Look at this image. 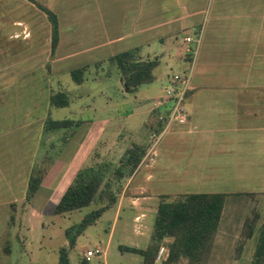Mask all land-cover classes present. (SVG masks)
<instances>
[{
  "label": "crops",
  "instance_id": "1",
  "mask_svg": "<svg viewBox=\"0 0 264 264\" xmlns=\"http://www.w3.org/2000/svg\"><path fill=\"white\" fill-rule=\"evenodd\" d=\"M48 13L52 14L57 22L54 50L52 23ZM6 31L11 32L12 36L7 38L0 34V56L11 59L10 63L17 65L33 64L37 60L36 68H23V71H26L24 76H21L23 79L26 77L33 80L37 75L44 80L58 78L64 72L70 75L73 70L88 67L84 74L85 81V75L90 70L106 64L112 66L109 60L121 53L133 52L137 61L154 59L158 63L153 72L154 82L139 87L135 93H130L132 100L124 107L126 115L122 119H125L124 124L128 128L138 130L139 126H131L132 122L140 117L145 118V122L150 121V118L161 110L159 122L149 126L151 134L160 129L159 123L161 125L169 113L168 105H164L162 109L161 106H156V103L158 100L162 101L161 92L165 91L171 77L165 69L156 73L157 68L165 65L170 71H190V90L184 100L187 123L171 126L168 131L177 135V138L172 136L170 139L172 144L182 143V137L184 142L188 141L189 146L185 143L186 147L180 146V150L188 155L185 169H193L195 175L206 176L210 155L230 154L236 164L241 161L242 164H250L253 161V155L240 154L242 150L251 152L255 147L251 148V145L259 139L252 135L256 132L264 133V123L251 124L252 120L256 121L258 115L263 113L258 112L256 104L264 105V0H0V32ZM199 34L196 54L188 62L185 54L189 53L191 44L195 46L194 41ZM187 38H190L191 42H186ZM10 76L13 77L12 72ZM119 83L124 92L129 94L121 77ZM11 89L10 85H0V121L18 123L21 119L18 116L17 120H14L12 113H7L14 108L11 105L6 106L8 98L11 99L10 93L13 104H17L20 96L31 97L40 94L42 100H49L51 106L50 98L53 94L49 96L46 88L40 89L39 92L36 86L35 90L32 87L30 90L26 88L24 93L22 88H17V91L15 87L12 91ZM59 92L68 97V105L62 108H69L70 104L77 101V97H71L67 90L61 89ZM111 105L112 102L108 103V106ZM77 111H81V107L75 109L73 118L81 115L75 114ZM45 113L43 109L40 110L42 120H45ZM3 114L9 116L3 118ZM58 122H63V126L58 130L52 129L50 124L54 122L50 121L49 113L42 131L45 134L51 131L54 135L58 131L61 136L64 135L62 141L66 148L63 154L50 157L49 152H43L39 158L40 163L35 164L30 171L26 190V178L16 182V169L12 170L9 183H5L7 190L4 192L12 193L18 189L23 196L20 200L9 199L7 202H0V264H58L61 248L68 250L69 264H110L109 259L112 256H115L119 264L125 260L130 264H142L140 256L121 248L145 250L150 244L152 234L148 233L147 224L150 219L155 218L160 198L173 194H188L183 193L182 188L180 191L171 190L169 193L158 187L152 190L148 188L154 174L152 171L160 164L155 162L156 150L155 157L148 161L149 157L145 159L148 148L136 149L133 143H140L141 140H130L129 144L120 143L121 135L116 136V133L112 132L111 142L119 143L115 144L116 148L117 145H128L124 157L117 163L113 161L112 165L105 157L111 155L113 148L108 151L106 148H97L95 151L93 149V154L88 152L82 158L75 152L78 148L74 147L80 146L76 141L75 131H71L82 126L80 118ZM65 132L67 134H64ZM38 133L40 132L37 131ZM215 134H222V137H216ZM147 135L149 139L150 132ZM259 137L258 144L264 146V135ZM129 146L132 149L129 150ZM69 147H73L72 153H67L71 149ZM129 151H135V157L142 158L131 177L135 172L142 171L145 178L143 184L139 185H132V182H129L131 177L126 179L124 186L121 184V195L116 203L103 212L93 225L88 226H99L102 222L107 224L104 245L99 241L102 246L96 245L92 249H79L76 243L69 247L66 228L61 218L72 212L56 215L54 211L58 204L50 213L52 225L47 226L50 230L45 229L47 216L33 206L32 201L41 192L42 187L51 188L59 171L66 170L70 171L71 175L74 174L68 189L84 169H98L106 165H109V169L113 166L123 167L129 157ZM224 165L223 161H216L211 166L214 167V173L209 175H216V170H222ZM40 167L46 168V172L37 192L29 197V179L33 171ZM6 171L9 173V168H3L0 162L1 181L5 180ZM241 173L244 171H239L238 168L233 173L230 172L232 175ZM152 198L158 200L156 207L150 203ZM107 202H94L90 206L97 209L107 205ZM123 209H128V217L125 219L121 217ZM120 220L123 222L119 230L120 240L116 247L112 248ZM228 224L230 226L233 222ZM231 233L230 230L224 231V235L217 239L218 243L231 240ZM253 238L255 236L250 240ZM31 247L34 248V253L28 252ZM161 247H165V243ZM88 251L93 255L86 257ZM96 251L100 253L96 254Z\"/></svg>",
  "mask_w": 264,
  "mask_h": 264
},
{
  "label": "rangeland",
  "instance_id": "2",
  "mask_svg": "<svg viewBox=\"0 0 264 264\" xmlns=\"http://www.w3.org/2000/svg\"><path fill=\"white\" fill-rule=\"evenodd\" d=\"M5 35L7 38L12 36L11 32L1 33ZM195 50L194 44H191L188 48L189 53L185 54L187 58L186 61L190 62L193 57V53ZM2 51V50H0ZM11 59L0 56V85L9 86L17 91V88H22V92H25L26 88H37L39 92L40 89L46 88L49 91V96L54 95L59 90H67L70 92L71 97H77V101L75 103L70 104L69 108H54L49 105V100H42V96L40 94L33 95L31 97L20 96L17 100V104L12 103V94L9 96L6 102V106L11 105V111L7 113L14 120H17V117L21 118L18 123L8 122V121H0V162L1 165L9 168V173L5 172V180L1 181L0 177V202L9 201V199L20 200L22 198L21 191L18 189L13 191L12 193L4 192L7 190V186L5 183H9V179L13 174L12 170L16 169V182L24 177L26 178L25 190L27 187V180L30 174L31 169L35 164L39 161L40 156L44 152H49L48 156L57 157L60 153L63 154L64 148H66L65 143L63 145L61 132L57 131V134H53L50 132L43 133V124L46 122L47 115L50 113V121L58 122L63 120L78 119L83 122L81 127L73 128L71 132L75 131L76 141L80 147L77 145L74 148H78L75 152L79 155V157H84L88 152H92L99 148V150L106 151L109 149L113 151L111 155H107L105 158H108V163L113 165V161L117 163L120 158H123L124 155L128 151V145L122 144L115 146L116 142H111L112 138L110 134L112 132L116 133V136L121 135L120 143L129 144L130 140L140 141L139 143H133L136 146V149L145 147L148 148V152L150 149H153V152H149V159L151 161L153 157H156L155 162H158L159 166L155 168L154 174L152 175V180L150 185H148L149 189H154L155 187L161 188L166 192H170L171 190L180 191L182 188L183 193H207V194H227V195H237V198H229L228 201L225 202L222 217L220 221L221 227H219V231L216 234L215 248L212 249L211 256L206 264H251L252 255L254 253L255 248V239L247 240L246 244L244 243V248L242 251V255L240 259H237V246L245 242V238L243 237V230L245 229L243 223L246 219L253 218V214L257 212L259 216L261 226V221L264 218V153L262 151L264 146L258 144L261 135H264L262 132H256L252 136H256L255 139H259L257 143L251 145L252 151H244L242 150L241 156H246L247 153L251 156L253 155V161L250 164H236L235 159H232L230 154L223 155H210L209 158V167L207 169L206 176L195 175L193 169L190 171L185 169L188 163V155L187 153L180 150V146L186 147L188 141L183 140L180 144H172L171 138L172 136L177 138V135L173 132H168L167 130V121L168 115L166 119H163L161 122L160 129L156 132H152L149 126L151 123L159 122V111L156 112V115L150 118V121L145 122V118L140 117L135 122H132L131 126L135 127L139 126L138 130H133V128H128L124 124L123 117L126 115L124 112V107L126 104L132 100V96L124 92V88L121 86L119 72L115 66H110L106 64L105 66L98 68L94 67L85 75V81L82 85L77 86L71 80V77L68 72H64L60 75V77L49 78L44 80L43 77L37 75L33 80L21 76L25 74L26 71H23V68L30 66V68H36V62L32 64L25 65H17L10 63ZM150 60V59H148ZM154 60V59H152ZM258 65V60L256 61V67ZM33 66V67H31ZM175 67V66H174ZM165 69L168 71V75L172 78L174 74L183 73L178 72L177 70L170 71L169 67L165 65L157 68L156 73L158 71H162ZM23 71V72H20ZM177 71V72H176ZM11 72L13 73V77L10 76ZM176 72V73H174ZM39 79L36 80V78ZM11 89V91H12ZM5 91V87H4ZM15 93V92H14ZM162 100L167 101L165 97V91L161 92ZM5 98V97H4ZM15 101H16V97ZM159 101V100H158ZM108 106V103L111 104ZM168 102V101H167ZM45 103V105H43ZM5 105V103H4ZM16 105V106H14ZM168 105V103L162 102L161 104H157L156 106ZM256 108L258 112H263L258 115L257 120L251 124L264 123V105L261 103L256 104ZM77 107H81V111H77L75 114L78 117H74V111ZM18 109L19 111H16ZM43 109L45 113V120H42L40 110ZM163 109V108H162ZM169 110V105H168ZM4 115V114H3ZM9 115H4L9 116ZM162 117V116H161ZM18 118V119H19ZM141 122V124H140ZM145 122V123H144ZM140 124V125H139ZM27 125V126H26ZM180 125L173 124L171 126ZM170 126V127H171ZM181 126V125H180ZM128 129V130H126ZM167 130V132H165ZM37 131L40 133L37 134ZM67 131V129H66ZM150 132V138L148 139V133ZM64 134H67L66 132ZM154 134V135H153ZM162 134V135H161ZM154 136V138L152 137ZM242 135V134H241ZM216 137H222V134H215ZM117 138V137H115ZM181 138V137H180ZM149 141V142H148ZM145 142V143H144ZM187 145H185V144ZM119 144V143H118ZM136 144V145H135ZM126 145V146H124ZM72 146H74V142H72ZM105 146V147H104ZM189 146V145H188ZM245 146L244 144L242 145ZM68 148V146H67ZM67 153H72L73 147H69ZM132 149L129 146V150ZM151 149V150H152ZM114 150H116L114 152ZM62 151V152H61ZM80 151V152H79ZM56 155V156H55ZM105 156V153H104ZM223 161L224 168L222 170H216L218 172L216 175H209V173H214V167H211L213 163L216 161ZM83 162V160H81ZM112 161V162H111ZM144 161V160H143ZM7 163V164H5ZM89 163V162H88ZM87 163V164H88ZM33 164V165H32ZM86 166V165H85ZM84 168V167H82ZM86 168V167H85ZM116 167L113 166L111 172ZM238 168L239 171H244L239 175H232L233 171ZM109 169V170H110ZM123 171L124 168H121ZM126 175V172L123 171ZM74 175V174H73ZM71 175L70 171L61 170L58 172L57 176L55 175V182L49 187H42V190L36 198L33 199L32 205L46 215L45 218V229L47 226L52 225L50 213L53 212L54 207L58 204L61 196L70 185L74 176ZM201 177V179H200ZM110 178V177H109ZM145 178L144 173L142 171L135 172L131 180L132 185L143 184V179ZM128 177H125L122 181V186H124L125 181L127 182ZM184 184L182 187L181 185ZM23 192V191H22ZM166 193V194H168ZM24 194V193H23ZM41 195L43 197L41 198ZM121 195V194H120ZM246 195V196H240ZM119 196V195H118ZM184 195L182 194H173L170 196H163L162 201L173 202L178 200L180 197ZM240 196V197H239ZM159 202V203H160ZM152 206L158 205V200L156 198H152L151 202ZM93 210H95L92 206L87 208H83L79 211H74L67 216H63L61 218V222H64V227L66 231H70V238H74L75 232L78 230V227L81 224V221L85 216L90 214ZM108 215V214H107ZM156 216V214L154 215ZM122 218L128 217V209L122 210L121 213ZM64 220V221H63ZM229 222H233L229 226ZM122 220L119 221V225L117 226V231L115 233L113 247H116V243L119 242V230L122 228ZM154 219H150L148 226V233L152 232ZM132 226V225H131ZM50 230V229H47ZM46 230V231H47ZM107 230L106 223H100L99 226L87 227L83 230V232L75 238V243L79 246V249H92L96 245L102 246L106 241V233ZM230 230L232 239L227 241H221L218 243L220 237H222L223 232ZM43 235L45 233L43 232ZM69 238V237H68ZM67 238V239H68ZM101 242L100 245L98 242ZM172 240L167 239L165 243L166 255L168 254V248L166 244L170 243ZM76 246V247H77ZM78 248V247H77ZM34 248H30L28 252L30 253ZM165 255V256H166ZM110 264H119L118 260L115 256L110 257ZM122 264H130L129 261H122ZM181 264H185L183 261Z\"/></svg>",
  "mask_w": 264,
  "mask_h": 264
},
{
  "label": "trees",
  "instance_id": "3",
  "mask_svg": "<svg viewBox=\"0 0 264 264\" xmlns=\"http://www.w3.org/2000/svg\"><path fill=\"white\" fill-rule=\"evenodd\" d=\"M52 23V50L57 39V22L55 17L48 13ZM119 71L123 79L125 88L129 93H135L139 87L154 82V70L158 63L155 60L137 61L135 53L125 52L118 54L109 60ZM88 67L76 69L70 72L73 82L82 84L84 74ZM53 107L62 108L68 105V97L64 93H56L50 98ZM63 122L50 124L52 129H60ZM135 152V151H134ZM129 151V157L124 166H116L111 172L109 165L98 169L82 170L71 186L62 196L55 208L56 215H62L73 211L87 208L94 202L108 201L107 205L93 210L81 221L74 238H70V231L65 232L68 238L69 247H73L75 238L79 236L85 228L93 225L103 212L112 207L121 194L122 181L125 177L130 178L134 169L141 161V156L134 155ZM108 167V169H107ZM130 173L129 175H125ZM46 168L35 169L28 182V196L31 197L40 187ZM128 172V173H127ZM110 177V178H109ZM246 196V195H240ZM239 196V197H240ZM237 198V195L224 194H188L173 202L162 201L159 203L154 218L150 244L145 250L123 247L126 252L136 254L141 257L142 264H155L157 254L161 245L167 240L172 241L167 244L168 254L157 262L159 264H206L211 256L212 249L215 248L216 234L219 231L220 221L224 204L229 198ZM160 199H163L161 197ZM253 218L246 219L243 223V237L245 242L238 244L237 259H240L244 248V243L255 236V248L252 255L251 264H264V218L261 226L258 224L259 216L257 212ZM58 264H69L68 250H59Z\"/></svg>",
  "mask_w": 264,
  "mask_h": 264
},
{
  "label": "built area",
  "instance_id": "4",
  "mask_svg": "<svg viewBox=\"0 0 264 264\" xmlns=\"http://www.w3.org/2000/svg\"><path fill=\"white\" fill-rule=\"evenodd\" d=\"M200 34L197 36L195 42V50L194 54H196V50L199 45ZM186 42H191L190 38L186 39ZM190 52V51H189ZM191 80V72L186 71L184 73H177L172 76L170 79L167 88L165 89V99L168 101L159 100L157 104H161L162 102L168 103L169 105V113H168V121H167V130H169L170 126L175 124L184 125L187 123V112L184 108V100L185 97L190 90V81ZM167 130L165 132H167ZM154 135V134H153ZM152 137L154 138V136ZM162 135V134H161ZM152 149V148H151ZM149 152H153V149ZM147 153L145 159L149 157L150 153ZM149 154V155H148ZM100 251H96V254H99ZM93 253L88 251L86 253V257L92 256ZM166 255V248L161 247L158 251L156 261L159 262L163 256Z\"/></svg>",
  "mask_w": 264,
  "mask_h": 264
},
{
  "label": "water",
  "instance_id": "5",
  "mask_svg": "<svg viewBox=\"0 0 264 264\" xmlns=\"http://www.w3.org/2000/svg\"><path fill=\"white\" fill-rule=\"evenodd\" d=\"M125 90L127 91V88H125Z\"/></svg>",
  "mask_w": 264,
  "mask_h": 264
}]
</instances>
